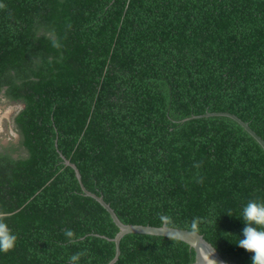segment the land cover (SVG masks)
<instances>
[{"label": "trees", "instance_id": "16d2710c", "mask_svg": "<svg viewBox=\"0 0 264 264\" xmlns=\"http://www.w3.org/2000/svg\"><path fill=\"white\" fill-rule=\"evenodd\" d=\"M0 98L22 106L0 142V264H106L124 223L200 231L231 264L249 199H264V0H0ZM187 118V119H184ZM195 165H199L196 167ZM231 212V216L227 213ZM216 221V223H215ZM71 229L70 242L64 235ZM113 264H192L188 243L125 234Z\"/></svg>", "mask_w": 264, "mask_h": 264}, {"label": "clouds", "instance_id": "9594fccd", "mask_svg": "<svg viewBox=\"0 0 264 264\" xmlns=\"http://www.w3.org/2000/svg\"><path fill=\"white\" fill-rule=\"evenodd\" d=\"M3 7V5H0ZM199 167V165H195ZM231 216V212L227 213ZM8 214L0 211V253L11 251L16 244L17 236L9 228L6 220ZM243 221L242 237L236 242L237 246L252 254L251 264H264V199H249L241 208L240 214L237 217ZM161 223V230L167 231L168 226L173 223L170 216L164 214L158 217ZM200 217H193L189 224V230L193 236L198 235L200 231ZM216 223V221H215ZM65 237L71 242L74 237V232L71 229H65ZM214 251V250H213ZM206 250L202 251V264H217L211 258V253ZM86 252L80 251L72 254L69 257L68 264H79L80 259Z\"/></svg>", "mask_w": 264, "mask_h": 264}, {"label": "water", "instance_id": "95a60500", "mask_svg": "<svg viewBox=\"0 0 264 264\" xmlns=\"http://www.w3.org/2000/svg\"><path fill=\"white\" fill-rule=\"evenodd\" d=\"M201 116H226L231 119H233L235 122H237L264 150V139L259 136L245 121H243L241 118H239L237 115L227 112V111H213V112H205L200 115H193L187 118L191 117H201ZM184 118V119H187ZM62 157V161L65 165L70 166L75 173V176L77 178V181L80 186L81 192L86 195L90 196L93 199H95L110 215L112 221L114 224L118 227V231L115 233V235L111 238V240L114 242V256L106 263V264H113L119 256L120 248H119V242L120 239L128 233H142V234H149V235H160V236H167L172 237L175 239L182 240L194 250V260L192 264H202L201 261V255L202 251H213L211 253V258L214 259L217 264H231L224 260V258L218 253V251L215 249V247L208 242L204 236L199 233L198 235L193 236L190 232V230L185 228H177L168 226L167 231L161 230V225L155 226V225H149V224H131V223H124L122 222L117 214L114 212L112 207L103 199L101 195H97L94 192L88 190L82 183L81 175L76 167V165L71 162L69 159H67L63 154H60Z\"/></svg>", "mask_w": 264, "mask_h": 264}, {"label": "rangeland", "instance_id": "374dc122", "mask_svg": "<svg viewBox=\"0 0 264 264\" xmlns=\"http://www.w3.org/2000/svg\"><path fill=\"white\" fill-rule=\"evenodd\" d=\"M21 104L11 101L5 97L0 98V142L6 143L8 140L17 141L18 133L15 130L13 117L21 108Z\"/></svg>", "mask_w": 264, "mask_h": 264}]
</instances>
